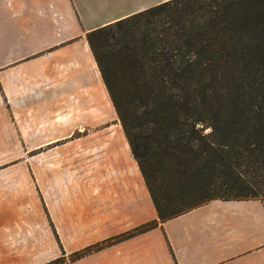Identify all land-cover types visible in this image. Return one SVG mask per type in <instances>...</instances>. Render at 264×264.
<instances>
[{
	"label": "crops",
	"instance_id": "obj_1",
	"mask_svg": "<svg viewBox=\"0 0 264 264\" xmlns=\"http://www.w3.org/2000/svg\"><path fill=\"white\" fill-rule=\"evenodd\" d=\"M165 1L0 0V264H33L20 226L31 214L17 210L16 176L1 164L32 154L33 139L79 155L62 179L77 189L57 200L71 237L62 247L104 246L72 264H264V201L213 200L160 222L113 120L86 35Z\"/></svg>",
	"mask_w": 264,
	"mask_h": 264
},
{
	"label": "trees",
	"instance_id": "obj_2",
	"mask_svg": "<svg viewBox=\"0 0 264 264\" xmlns=\"http://www.w3.org/2000/svg\"><path fill=\"white\" fill-rule=\"evenodd\" d=\"M86 39L160 222L264 201V0H168Z\"/></svg>",
	"mask_w": 264,
	"mask_h": 264
},
{
	"label": "rangeland",
	"instance_id": "obj_3",
	"mask_svg": "<svg viewBox=\"0 0 264 264\" xmlns=\"http://www.w3.org/2000/svg\"><path fill=\"white\" fill-rule=\"evenodd\" d=\"M113 120H116L114 111ZM109 130L116 133L120 128L113 123ZM32 141V154H25L24 147H22L21 150L18 149L15 156L11 155L8 160L1 162L4 165L2 168L10 166V174L16 176L17 210L31 214V218H26L20 225L27 228L30 237V241L24 247L29 249L28 259L33 264H72L80 257L104 246L96 244L76 253L69 252L62 247V242H64L62 239H65L68 245L71 237L65 235L66 224L62 222V225H58L57 200L58 196L71 195L77 189L73 186H63L62 179L74 173L79 163V155L66 154L58 147L60 145H57L58 148L55 145L40 147L41 140L33 139ZM18 142H23V140L18 139ZM80 160V164H83L84 157L81 156ZM61 214L60 218L64 215Z\"/></svg>",
	"mask_w": 264,
	"mask_h": 264
}]
</instances>
